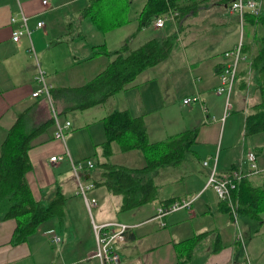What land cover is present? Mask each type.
Here are the masks:
<instances>
[{"label":"crops","instance_id":"crops-1","mask_svg":"<svg viewBox=\"0 0 264 264\" xmlns=\"http://www.w3.org/2000/svg\"><path fill=\"white\" fill-rule=\"evenodd\" d=\"M136 1L105 0L103 9H109V13H101L97 6L101 16L95 21L85 13L90 0H50L47 5L41 0H0V153L2 143L19 115L25 116L28 128L46 122L52 115L51 105L45 97L32 96V91L40 85L36 80L38 68L46 70L47 79L56 90L90 81L116 57L105 53L95 55L94 46L106 44L112 51L123 45L124 39L134 30L128 34L123 27L139 23L138 16L146 2ZM183 1L188 5L193 0ZM196 1L199 5L194 11L180 18H168L162 27L156 26V20H153L131 39L130 48L135 49L148 39L176 34V44L180 48L174 49L175 44L167 58L141 72L125 89L105 102L85 109H67L70 100L55 98L54 104L61 112L65 111L63 114L72 111L76 130H69L65 141L54 136V124L39 132L28 150L31 168L25 176L34 198L44 205L61 193L62 210L44 220L19 243L12 242L17 220H0V264H100L99 259L92 256L97 249L93 224L113 220L133 225L125 234V240L115 242L119 264H243L233 215L224 210L222 201L225 200L206 184L215 156L217 174L223 176L236 168L248 170L249 150L257 154L259 172L248 178L254 186L263 183L264 131L245 135L246 116L251 105L259 100V94L251 89L253 79L252 83L247 79L246 86L242 82L254 76V71H248L251 67L249 59L257 52L256 41L264 28L260 24H245V21L241 24L238 14L230 9L233 0ZM259 3L264 7V0ZM121 4H128L123 16L128 23L107 32L99 30L97 27L105 30L99 26L100 22L103 19L110 21ZM20 10L30 16L32 32L30 37L23 36L14 41L12 31L16 24L11 23V16ZM260 12L264 13V9ZM39 20L44 22L42 26H37ZM240 37L252 46L244 52L245 60L240 65L233 112L229 111L222 120L223 94L216 88L227 61L223 52L233 47ZM177 70L179 77L176 80ZM177 88L185 92L182 103H176L174 99ZM56 95H59L57 91ZM189 96L196 99L185 103L184 99ZM115 109H128L133 115H142L151 141L165 140L187 129L198 130L195 141L181 161L162 165L154 173L157 197L128 210L121 209L123 196L103 183L104 169L98 164L100 161L111 162L114 152L122 151L119 143L113 141L111 155H103L102 142L106 138L103 117ZM66 150L73 160L92 159L95 162L92 168L83 172V178L95 184L88 192L96 200L90 208L78 192L70 158L50 160L51 156ZM131 151L135 149L123 152ZM206 160L208 164L204 163ZM146 162L142 151L128 160L111 163L142 167ZM195 195L198 196L191 208L169 213L162 220L154 218L159 205L167 200ZM261 217L263 220L264 212ZM202 232L205 234L191 250L181 251L184 246L181 241ZM54 234L61 239L54 241Z\"/></svg>","mask_w":264,"mask_h":264},{"label":"trees","instance_id":"trees-1","mask_svg":"<svg viewBox=\"0 0 264 264\" xmlns=\"http://www.w3.org/2000/svg\"><path fill=\"white\" fill-rule=\"evenodd\" d=\"M103 1L90 0L85 8V13L99 21L101 13L108 14L109 9H103ZM119 1V0H116ZM231 1V0H226ZM199 1L193 0L187 5L183 0H146L141 9L138 22L142 28L156 20L160 15L170 11H178L175 18L191 10H195ZM97 6L100 7L101 13ZM128 4H121L110 21L100 22L99 26L105 29L114 28L125 22L124 14ZM246 23L260 24L264 28V13H245ZM177 35L171 34L164 38H151L139 47L132 49L128 43L115 50H109L106 44L94 46V54H110L116 57L109 65L94 78L77 87L53 89L51 97L53 104L56 97H65L71 105L67 109H85L105 102L110 96L125 89L147 67L153 66L168 57L176 44ZM257 52L250 56L249 73L254 71V76L243 80L246 86L248 82L253 85L251 89L259 94V100L251 105V110L245 120V135H253L264 131V32L256 41ZM252 44L244 43L246 52ZM249 82V83H250ZM56 91L57 94L56 95ZM71 95L72 97H70ZM70 97V99H69ZM59 114H63L54 104ZM57 106V107H56ZM25 116L19 115L18 120L9 129L1 146L0 153V220L15 218L17 226L12 238L13 243L25 240L38 226L55 214H60L63 204L61 193L53 197L48 205L36 200L27 183L25 174L31 168L28 150L32 140L46 126L54 124V118L32 128L25 124ZM106 138L102 142L103 155L112 153L111 143L117 141L122 151L140 149L146 156V164L142 167H127L113 164L109 161L98 162L104 169L103 183L114 193L123 196L121 209L128 210L157 197V186L153 181V175L158 167L178 163L185 156L190 145L195 141L197 128L187 129L161 141H151L144 124L142 115H133L128 109H115L103 117ZM232 197L238 203V212L250 216L252 219L261 220L264 212V179L259 186H254L248 176L242 178L232 190ZM169 202V200H167ZM224 210L230 211L226 201H222ZM205 232L185 239L182 250H191L203 237ZM240 242V241H239ZM242 246V244L240 243ZM182 255V252H180Z\"/></svg>","mask_w":264,"mask_h":264},{"label":"built area","instance_id":"built-area-1","mask_svg":"<svg viewBox=\"0 0 264 264\" xmlns=\"http://www.w3.org/2000/svg\"><path fill=\"white\" fill-rule=\"evenodd\" d=\"M43 5H47L50 0H41ZM230 9L233 12H236L239 16L241 24L244 23L245 13L258 14L261 11L260 3L258 0H233L230 4ZM178 14V11H170L169 14L165 16H159L155 24L156 26L162 27L165 24L166 19L175 18V15ZM11 23L16 24L12 31V39L14 41H19L23 36L30 37L32 29L29 26V16L23 11L16 15L11 16ZM43 21L39 20L37 26H42ZM244 41L240 37L239 41L231 48L225 50L224 55L227 58L225 65L222 68L220 73V83L216 88L218 93L224 94L226 96L225 100V110L222 116V120L227 116L231 108L230 97L234 88V85L237 82L240 64L245 58L244 55ZM31 51H35L34 46H30ZM36 80L40 84L37 89L32 91V96L37 97L39 95L45 97L50 105L52 110V116L54 118V136L57 139L65 141L66 130L71 126L70 120H65L63 123L60 120L59 113L56 110L52 97H51V84L46 80L45 71L42 67L38 68L36 74ZM196 98L189 96L184 99L185 103H189ZM65 156H68L71 161V170L74 177L77 180L78 192L82 194L85 198L88 207L96 204V200L91 198L88 195L89 190L94 187V183L83 178V172L86 168H92L95 165V162L92 159L85 160H73L70 155V152L66 150L64 153L59 155H53L50 157L51 161H56L62 159ZM247 161L249 164L248 170L242 168H236L228 171L225 175L220 176L217 174V156L214 157V165L212 167V172L207 181L206 187H212L220 199L225 200L230 206V212L232 213L235 221L238 218V203L232 197V190L237 186V183L244 178L245 176L252 175L259 172V167L257 163V154L254 150H249L247 152ZM205 164H208V161H204ZM198 195H195L190 198H180L174 199L169 202H165L159 205L157 208V213L154 218H159L162 220L164 216L174 211H177L182 208H191L193 201L197 198ZM162 224L165 222L162 221ZM132 224H128L121 221H107L102 223L94 222L93 227L96 233L97 239V249L93 257L99 259L100 264H119L120 255L115 246V242L125 240V234L132 227ZM60 236L54 234L53 240L59 241ZM238 240V239H237ZM52 264H56L53 262Z\"/></svg>","mask_w":264,"mask_h":264},{"label":"rangeland","instance_id":"rangeland-1","mask_svg":"<svg viewBox=\"0 0 264 264\" xmlns=\"http://www.w3.org/2000/svg\"><path fill=\"white\" fill-rule=\"evenodd\" d=\"M81 1H85V0H81ZM258 1L260 2V0H258ZM136 2L139 3L140 0H137ZM260 7H261V9H264L263 6L260 5ZM29 18H30V16H29ZM127 23L128 22H125L124 24H122L120 26H123ZM90 24H92V23H90ZM75 26H76V24H75ZM93 26L97 27L96 25H93ZM144 27L140 28L139 23H137V24L135 23L134 25L130 24V25L124 26L123 30L127 31L128 34L130 33L128 31H132L133 29L134 30L124 39L123 44L128 43V45L130 47L131 46V39L136 37ZM97 28L103 32H107V30H108V29L103 30L99 27H97ZM116 28H118V27L116 26V27L110 28V29L114 30ZM108 31H110V30H108ZM239 32H240V30H239ZM123 33L124 32H122L120 35H123ZM101 34H103V33L101 32ZM176 48H180V45L177 46V44H176L174 49H176ZM224 52H223V54H224ZM244 60H245V58L243 59V61ZM150 67H152V66H150ZM147 68H149V67H147ZM146 69H144L143 71H145ZM44 71H45L46 80L50 84V82L47 79L46 70L44 69ZM178 77H179V71L177 70L176 80L178 79ZM190 79H191V77L189 78V81H190ZM235 85H234V88H233V91H232V94L230 97V102H231L230 112L231 113L233 112L232 108H234V98H235V93L237 91V89H235ZM240 91L242 92V90H240ZM184 95H185L184 90L177 88L175 93H174V99H175L176 103H178V102L182 103L183 102L182 98ZM222 96H223L222 97L223 98V107H225L226 96L224 94ZM195 102H197V101H195ZM73 116L74 115H73L72 111L69 112L67 115L59 114V117H60V120L62 123L67 119L70 120V122H71V126L66 130V134H67V135L65 134L66 140L68 138L69 132H73L76 130V127H73L74 123H75ZM217 146H218L217 148H219V143L217 144ZM119 147H120V145H119ZM139 152H142V151H140V150L138 151L135 149V151H131L128 153V152L120 151V149H119L118 151L114 152V156L110 159V161L111 162H119V161H123L124 159L128 160L131 158V156H133V154H139ZM96 156H97V153H96ZM202 160H201V162H202ZM213 165L214 164H211L210 166L213 167ZM257 173H254V174H257ZM263 174L264 173H262V175ZM93 210L95 211V208ZM232 218H233V221L235 224V231L237 234L236 237L240 241V243L242 244L241 249H242L243 257H244L243 264H264V219L263 220L252 219L250 216H246V215H242V214H238L237 221H235L234 217H232Z\"/></svg>","mask_w":264,"mask_h":264}]
</instances>
